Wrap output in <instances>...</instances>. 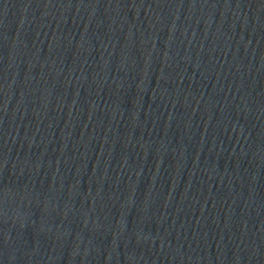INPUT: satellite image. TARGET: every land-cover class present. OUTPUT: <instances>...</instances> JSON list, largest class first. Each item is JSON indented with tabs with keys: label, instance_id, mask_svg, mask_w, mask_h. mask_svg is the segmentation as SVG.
Here are the masks:
<instances>
[{
	"label": "water",
	"instance_id": "water-1",
	"mask_svg": "<svg viewBox=\"0 0 264 264\" xmlns=\"http://www.w3.org/2000/svg\"><path fill=\"white\" fill-rule=\"evenodd\" d=\"M0 264H264V0H0Z\"/></svg>",
	"mask_w": 264,
	"mask_h": 264
}]
</instances>
